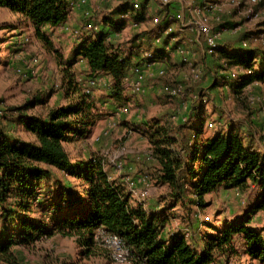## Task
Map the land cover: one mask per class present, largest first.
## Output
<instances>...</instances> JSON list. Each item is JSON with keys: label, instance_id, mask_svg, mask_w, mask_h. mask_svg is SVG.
Masks as SVG:
<instances>
[{"label": "rangeland", "instance_id": "1", "mask_svg": "<svg viewBox=\"0 0 264 264\" xmlns=\"http://www.w3.org/2000/svg\"><path fill=\"white\" fill-rule=\"evenodd\" d=\"M64 1L68 12L66 20L55 28H42L53 44L49 50L44 48L27 21L18 18L21 16H10L6 8L0 10V140L8 137L33 142L32 136L23 133L21 126L15 123L20 114L43 117L51 109L82 103L84 114L93 121V126L88 128L91 132L87 137L69 136L64 145L70 158L76 157L78 162L99 159L112 177L124 183L138 205L131 191L142 193L147 187L142 180L145 178L150 191L143 197L142 207L167 216L162 231L165 238L183 235L186 239L201 240L213 233L210 230L213 227L220 231L224 223L241 221L249 214L251 226L264 238V210L250 212L261 200L258 183L248 182L244 191L220 186L204 197L203 207L194 203L195 197L190 192L183 202L167 201V190L157 183L160 168L151 142L157 126H163L169 136L179 140L194 138L191 130L199 125L196 120L200 115L207 132H227L232 126L240 131L246 147L264 158V76L239 90L238 83L250 72L233 65L232 61L229 63L221 54L224 48L253 50V67L261 71L264 37L252 33L264 26V17L260 15L264 11V0H170L168 9L164 8L165 0H142V5L149 6L160 19L165 16L174 23L170 22L163 37H151L143 42L136 39L145 38V28L135 27L131 21L125 22L119 30L111 28V22L120 19L117 14L120 8L130 10L134 0ZM253 5L260 10L256 15L248 13ZM106 22L110 27L105 26ZM158 23L154 24L164 25ZM60 25L65 29H60ZM149 25L151 35L153 22ZM102 35L119 58L129 63L124 75L132 82L139 81V86L135 87L124 85L122 79L124 89L119 101L112 98V79L98 73L89 74L86 62L77 56L85 40ZM189 36L195 38L193 44L185 43ZM209 37L214 39V53L208 51ZM132 46H137L141 52L133 54ZM145 53H152L159 62L148 68ZM184 59L193 63L195 70ZM196 73L200 75L193 77ZM97 77L102 79L101 83L92 82ZM52 81L56 83L52 85ZM168 84L180 87V93L166 96L164 87ZM121 103H126V109L115 115ZM190 143L194 141L186 145ZM45 168L50 170L51 178L41 192L37 191L40 193L37 199L50 205V210L41 211L38 204H34L28 214L38 220L44 217L51 223L58 203L66 208L77 202L71 197L73 192L79 195L81 184L75 177L55 168ZM60 187L65 189L64 199L58 202L55 197ZM11 210L17 207L13 205ZM234 249L237 254L230 259L217 255L212 264H258L245 255L241 238L234 241ZM77 251L71 239L59 235L42 236L28 246L14 248L19 264H131L129 260L114 262L100 247L94 256L84 260L79 259Z\"/></svg>", "mask_w": 264, "mask_h": 264}, {"label": "trees", "instance_id": "2", "mask_svg": "<svg viewBox=\"0 0 264 264\" xmlns=\"http://www.w3.org/2000/svg\"><path fill=\"white\" fill-rule=\"evenodd\" d=\"M0 8L17 13L21 16L18 18L27 21L46 50L53 44L42 28L56 27L66 20L68 13L64 0H0ZM132 19L146 24L151 17L135 13ZM111 25L119 29L124 23L111 22ZM151 37L149 34L148 38ZM221 54L229 63L232 61L233 65L250 72L238 83L239 90L263 78L264 63L261 71L253 67V50L227 49L221 50ZM77 56L85 60L91 75L100 73L112 79V98L119 101L126 63L111 45L99 37L80 45ZM83 110L82 103H75L51 109L43 117L20 114L15 123L23 133L32 136L33 142L8 137L0 140V264H19L14 248L28 246L42 236L55 235L71 239L78 248L80 260L90 258L98 247L102 248L94 237L96 229L118 235L133 252L131 264H212L217 255L230 259L237 254L234 241L238 237L243 242L245 255L264 264V238L251 226L250 214L241 221L224 223L220 231L213 227L210 229L213 233L201 240L186 239L183 235L165 238L162 231L167 216L136 204L124 183L112 177L99 159L78 162L76 157L70 158L64 145L69 136L87 137L91 132L88 128L93 126ZM198 118L199 125L192 128L194 138L191 139L169 136L163 126L155 127L152 133L154 156L160 168L157 183L167 190V201L183 202L190 192L195 197L194 203L203 207L204 197L218 187L244 191L251 182L260 185L262 196L250 212L264 210V158L246 147L238 129L231 126L227 132H207L201 116ZM190 140L194 144L187 146ZM45 166L75 177L81 184L79 195L73 192L71 197L77 202L66 208L58 203L51 223L44 217L38 220L28 214L34 204L41 211L50 210V205L37 199L38 192L51 178ZM64 190L57 193L58 202L64 199ZM13 205L17 210H11ZM199 244L203 247L199 248Z\"/></svg>", "mask_w": 264, "mask_h": 264}, {"label": "built area", "instance_id": "3", "mask_svg": "<svg viewBox=\"0 0 264 264\" xmlns=\"http://www.w3.org/2000/svg\"><path fill=\"white\" fill-rule=\"evenodd\" d=\"M170 0H165V2H167V4H164L165 5V9H168L169 7V2ZM81 3H85V0H82ZM217 7V6H216ZM260 12V10H257L256 7L253 5L251 7L248 8V13L249 14H253V15H256V13ZM142 14L143 16H150L151 17V20H148L149 22H153V29H155L153 31V36L152 37H155V38H159V37H163V32H166L169 30V24L170 22H172L170 19L166 18L165 16L163 18L160 19L159 16H157V14L154 12L151 11V8L149 6H143L142 5V0H134L132 5H131V9L130 10H126V11H123L121 14H120V19L118 21H121L122 23H127L128 21H131L135 27H140V28H145V25L144 23H137V22H134L133 19H132V16H134V14ZM262 17H264V11L261 12L260 14ZM148 21H145L148 22ZM158 21L160 22H163L164 25H161V26H156L155 24H159ZM155 23V24H154ZM155 26V28H154ZM60 29L64 30L65 27L63 25H60L59 26ZM112 28H114V30H118L117 28H115L114 26H112ZM190 31L192 34H194V29L193 27H190ZM145 32V31H144ZM165 33V34H166ZM253 35H261V38L264 37V26L261 28V30H259L257 33H252ZM145 35V38L143 37H140L139 39H136V42L140 41V42H143L146 38L148 39V35L146 34V32L144 33ZM253 35H249V36H253ZM248 36V37H249ZM104 37V42L107 41V39ZM171 38V36H170ZM169 38V39H170ZM195 42V38L193 36H189L185 43H190V44H193ZM208 45H209V50L208 51H211L213 50V53H214V39L212 38H208ZM137 46H132V53L135 54L137 53L138 51L141 52V50H137L136 49ZM139 48H141V46H138ZM181 53H182V47H181ZM144 58L146 60V66L149 68L151 66H154L156 65L158 62H159V59H157L156 57L153 56L152 53H145L144 54ZM184 62L192 69V70H195L196 66L193 65V63H187V60L184 59ZM126 67H128L129 63L126 61ZM125 67V68H126ZM131 69V68H130ZM138 69H135V72H138L137 71ZM200 75V73H196L195 75H192L193 77H198ZM139 78H141V76H139ZM123 80H124V85L125 83L127 85H131V86H135V87H138L139 86V81H136V82H132L129 80V77L128 75H124L123 77ZM93 83H101L102 82V79L100 77H97L95 78V80H92ZM130 82V84H129ZM54 83H56V81H52V85H54ZM181 91V88L178 87V86H173V87H170V85L168 84L167 86L164 87V92L166 93V96H169V97H173V96H176L180 93ZM46 92H50L49 90H46ZM126 103H121L118 108L116 109V111H114L115 115H119L121 112L125 111L126 109ZM263 144H264V141H263ZM143 182L146 184V189L143 190L142 193H137L136 190H132L131 192L134 194L135 198H136V201L139 203V205L142 206V204L144 203L143 201V197L147 196L149 194V189H148V186H149V183L148 181L145 179V178H142ZM133 183H131L132 185ZM96 231L98 232V235H96ZM95 233H94V237H95V240L102 246V248L104 249L105 253L108 255L109 258H111L114 262L118 263V262H124L126 260H129L133 257V252L131 251V249L125 245V243L122 241V239L116 235V234H113V233H108L102 229H96L95 230Z\"/></svg>", "mask_w": 264, "mask_h": 264}, {"label": "crops", "instance_id": "4", "mask_svg": "<svg viewBox=\"0 0 264 264\" xmlns=\"http://www.w3.org/2000/svg\"><path fill=\"white\" fill-rule=\"evenodd\" d=\"M0 10H6V9H2V8H1ZM9 15H10V16H20V15L17 14V13L14 14V13H10V12H9ZM67 17H68V14H67ZM115 21L118 22V20H115ZM146 21H148V20H146ZM149 23H150L149 21L146 22V24H144V25H145V27H146L147 29H143V30H145V32H146L147 35H149V27H150ZM172 23H173V22H172ZM175 23H177V22H175ZM173 24H174V23H173ZM105 26L108 27L109 24L106 22V23H105ZM151 26L153 27V25H151ZM56 27H57V26H56ZM109 27H110V26H109ZM54 28H55V27H54ZM111 28H112V27H111ZM143 28H144V27H143ZM154 28H155V26H154ZM14 29H15V28H13V30H14ZM112 29H114V28H112ZM119 29H120V28H119ZM119 29H118V30H119ZM153 30H155V29H153ZM152 34H153V33H151V35H152ZM103 35H104V34H103ZM103 35H102L101 37H103ZM247 36H249V35H247ZM95 38H96V37L92 36L89 40H85V42L88 43V42H90L91 40H93V39H95ZM103 38H104V37H103ZM146 39H147V38H146ZM85 42H84V43H85ZM79 47H80V46H79ZM163 51H164V50H163ZM223 51L226 52V51H227V48H224ZM228 52H230V51H228ZM167 55H168V54H167ZM201 60H203V59H201ZM82 61H85V60L82 59ZM86 66H87V68H88V73L90 74L91 71H90V69H89L87 63H86ZM179 67H180V66H179ZM176 69H177V65H176ZM99 74H100V73H99ZM103 76H104V75H103ZM106 79H109V77L106 76Z\"/></svg>", "mask_w": 264, "mask_h": 264}]
</instances>
